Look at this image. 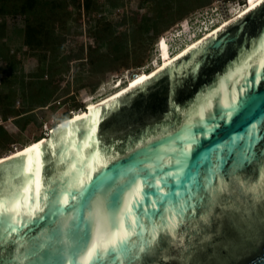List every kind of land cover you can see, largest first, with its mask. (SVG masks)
I'll return each instance as SVG.
<instances>
[{
	"label": "water",
	"instance_id": "1",
	"mask_svg": "<svg viewBox=\"0 0 264 264\" xmlns=\"http://www.w3.org/2000/svg\"><path fill=\"white\" fill-rule=\"evenodd\" d=\"M72 119L42 138V211L0 217V264H83L121 226L125 249L89 264H264V0ZM25 173L0 162L6 206Z\"/></svg>",
	"mask_w": 264,
	"mask_h": 264
},
{
	"label": "trees",
	"instance_id": "2",
	"mask_svg": "<svg viewBox=\"0 0 264 264\" xmlns=\"http://www.w3.org/2000/svg\"><path fill=\"white\" fill-rule=\"evenodd\" d=\"M143 1L149 3L146 13L136 10L113 20L103 14L106 5L109 4L112 8L124 7L125 0H0V61L9 62L11 65L18 62L17 52L12 53L9 45L12 39L7 18L21 16L24 18V26L18 28L17 32L21 36L22 44L28 47L38 63L28 80L25 81V77L22 80V95L27 106L14 107L17 89L4 87L5 90L0 92V106H5V118L10 114L21 116L36 106L51 104L54 108L61 97L58 92L64 74L70 70L71 61L75 59L82 60V65H89L87 78L99 77L94 89L110 71L142 68L163 33L209 2ZM84 21L90 24L89 34L93 39V44L87 47V56L83 47L76 55H65L71 22L81 25ZM121 25H128L129 31L120 32L118 26ZM82 75L81 72H76V91L86 87L85 76ZM3 82L5 85L6 79ZM65 92L66 95L70 93V86ZM76 95L77 92L59 103L71 101L72 107L78 110L82 105L76 101ZM71 117L72 114L68 111L61 121ZM22 118V129H25L35 117L28 114ZM0 130V144L11 141L9 132L2 126ZM43 137L45 136L42 135L36 140Z\"/></svg>",
	"mask_w": 264,
	"mask_h": 264
},
{
	"label": "rangeland",
	"instance_id": "3",
	"mask_svg": "<svg viewBox=\"0 0 264 264\" xmlns=\"http://www.w3.org/2000/svg\"><path fill=\"white\" fill-rule=\"evenodd\" d=\"M104 1V0H101ZM245 0H209V2L198 8L188 17L175 24L172 28L163 33L156 42L150 56L145 61L142 68H130L122 69L119 71H110L102 79V82L98 87H95L97 77L87 78L89 65H82V60L71 61L70 70L64 74L63 83L58 94L61 96L58 100L62 101L68 96H71L77 92L76 101L79 102L82 107L75 110L72 107V102L67 101L65 103H59L56 106L51 107L49 105L41 107L36 106L35 109L29 111L21 116L9 115L5 118V106H0V126H2L11 136V141L0 144V157L5 154L23 146L26 143L32 142L40 136H46L49 134L53 127H56L62 120L66 112H70L72 115L84 110L88 107L89 101H98L103 97H106L117 90V84L123 83L126 85L127 80L134 77L137 73L143 71L153 70L160 63V51L159 42L165 37L171 44V53L178 52L181 48L186 46L190 40L194 39L199 33L204 31V26L210 27L208 19L210 15L213 16L214 12L218 9L227 12V16L232 15V9L234 6L244 4ZM231 7V8H230ZM149 9V3L143 0H125V6L119 8H112L109 4L106 5V10L103 13L108 18L118 20L125 13L140 10L141 13H146ZM224 17V16H223ZM222 17V18H223ZM9 33L11 36V52H17V63L11 65L9 62L0 61V92L5 90L4 87H13L17 89V95L15 97V108H21L25 104V99L22 95V80L25 77V81L28 80L29 75L35 72L38 63L28 51V47L22 44L21 36L17 32L18 28L24 26V18L21 16H9L7 18ZM117 22V21H116ZM90 24L84 21L81 25H77L75 22H71L70 34H68V42L66 44L65 55L70 53L76 55L79 53L81 47L85 50L87 56V47L93 44V39L89 34ZM120 32L129 31L128 25L118 26ZM78 33H75V32ZM79 71L85 76V88L76 91V72ZM6 79L4 85L3 80ZM126 80V81H125ZM70 84V85H69ZM70 86V93L66 95L65 89ZM113 87V88H112ZM116 87V88H115ZM33 115L34 120L25 128L22 129V124L25 115ZM21 120V121H20ZM21 122V123H20ZM0 133L2 131L0 130Z\"/></svg>",
	"mask_w": 264,
	"mask_h": 264
},
{
	"label": "snow or ice",
	"instance_id": "4",
	"mask_svg": "<svg viewBox=\"0 0 264 264\" xmlns=\"http://www.w3.org/2000/svg\"><path fill=\"white\" fill-rule=\"evenodd\" d=\"M95 126L90 130L89 139H92L95 133ZM17 155H22L25 157V169L27 179L25 181V186L22 190L24 194H21L18 199L14 200L10 205L6 206L2 201H0V217L7 216L11 214L12 224H19L20 220L18 217L21 216H31L32 210L30 209L27 212L22 211L31 200L35 197L34 208L36 211H42V208L39 207V197L42 190V185L40 181L36 178L39 175L40 167H42V162H39L38 157L40 155V144L32 146V148L25 149L23 153H17ZM83 184V180L80 181ZM47 199V197H44ZM65 204L68 203L67 198L65 197ZM127 212L131 213V208L126 209ZM15 228H12V231H15ZM132 235L130 231L121 226L120 229L113 235L111 238H104L101 243H93L91 247L88 248L87 254L83 257V264H89V262L96 261L98 258H101L109 250L112 251H123L127 244L129 237Z\"/></svg>",
	"mask_w": 264,
	"mask_h": 264
},
{
	"label": "bare ground",
	"instance_id": "5",
	"mask_svg": "<svg viewBox=\"0 0 264 264\" xmlns=\"http://www.w3.org/2000/svg\"><path fill=\"white\" fill-rule=\"evenodd\" d=\"M261 1L262 0H245V2H246L245 5L240 4V5L234 6L232 9L233 14L230 16V18L221 22L216 28H213V29L205 32V34L202 37H199V38L196 37V38L190 40V42L186 46L181 48L178 52L171 53V44L167 38L163 37L159 42V51L161 53L160 54L161 60H160V63L157 65V67H155L153 70H150V71H143V72L137 73L136 76L127 80L126 85H122L124 82L117 84V90L114 91L113 93H111L110 95L106 96V97H103L102 99H100L98 101H89L88 107H87L88 109H84V110L75 112L71 117V118H73L72 120L88 114V110H91V109H93V108L117 97L118 95L126 92L127 90L133 88L134 86L138 85L140 82H142L143 80H145L146 78H148L149 76L154 74L156 71L163 68L164 66H166L167 64H169L170 62H172L173 60H175L176 58H178L179 56H181L182 54H184L185 52H187L188 50L193 48L194 46H196L197 44H199L200 42H202L206 38L210 37L211 35H213L217 31L221 30L222 28H224L228 24L232 23L236 19L240 18L241 16H243L244 14L249 12L252 8H254ZM71 118H69V119H71ZM66 120H68V119H66ZM66 120L60 121L58 124L62 125L64 123H66L65 122ZM67 122H69V121H67ZM53 128H55V127H53ZM53 128H52V130H53ZM43 142H45V141H43V139H40V140H36V141L34 140L32 142H29L26 145L24 144L23 146H20L17 149H15V150L5 154L4 156L0 157V162L8 160V159L16 157V156H19V155H17V153H23L25 151V149L32 148V146L37 145V144L41 145V144H43Z\"/></svg>",
	"mask_w": 264,
	"mask_h": 264
},
{
	"label": "built area",
	"instance_id": "6",
	"mask_svg": "<svg viewBox=\"0 0 264 264\" xmlns=\"http://www.w3.org/2000/svg\"><path fill=\"white\" fill-rule=\"evenodd\" d=\"M246 2H244L243 5H245ZM212 15V14H211ZM210 15V18L208 19V21L210 22V27H208V25H205L204 26V31L202 33H199L196 37L199 38V37H202L205 32L213 29V28H216L221 22L227 20L228 18H230V16L226 17L227 16V12L224 10H216L213 14V16ZM224 16V17H223ZM223 17V18H222ZM195 37V38H196ZM135 76V75H134Z\"/></svg>",
	"mask_w": 264,
	"mask_h": 264
}]
</instances>
